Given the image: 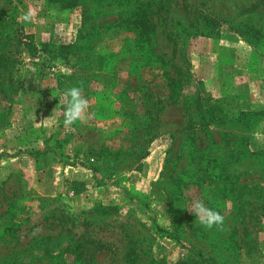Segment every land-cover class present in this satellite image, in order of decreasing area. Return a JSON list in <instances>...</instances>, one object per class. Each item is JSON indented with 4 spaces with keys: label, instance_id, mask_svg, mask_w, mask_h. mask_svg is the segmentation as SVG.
Returning a JSON list of instances; mask_svg holds the SVG:
<instances>
[{
    "label": "rangeland",
    "instance_id": "obj_1",
    "mask_svg": "<svg viewBox=\"0 0 264 264\" xmlns=\"http://www.w3.org/2000/svg\"><path fill=\"white\" fill-rule=\"evenodd\" d=\"M66 1L0 0V264H264V0Z\"/></svg>",
    "mask_w": 264,
    "mask_h": 264
},
{
    "label": "clouds",
    "instance_id": "obj_2",
    "mask_svg": "<svg viewBox=\"0 0 264 264\" xmlns=\"http://www.w3.org/2000/svg\"><path fill=\"white\" fill-rule=\"evenodd\" d=\"M34 15V12L30 9L27 13L23 14L20 19L29 22L34 19ZM60 102L63 104V125L66 129H71L78 121H86L89 100L83 95L82 87L74 86L66 89L60 97ZM52 119L53 116L51 115L43 119V122L48 123ZM188 211L192 213L199 224L206 229L211 230L215 227L218 230H223L225 216L219 211L209 208L203 199H193Z\"/></svg>",
    "mask_w": 264,
    "mask_h": 264
},
{
    "label": "trees",
    "instance_id": "obj_3",
    "mask_svg": "<svg viewBox=\"0 0 264 264\" xmlns=\"http://www.w3.org/2000/svg\"><path fill=\"white\" fill-rule=\"evenodd\" d=\"M46 1H47V3H50V4H57V6L60 8H65V7L69 6V3L66 0H46ZM136 10L137 9H135V8L130 9L129 11L126 12V15L119 16L118 19L116 20L115 25L121 26L130 32H134L135 39L142 41L145 37L144 35H146V33H148L149 30L151 29L152 23L149 21V18L144 16L143 13H142V15L138 16ZM40 49L48 53V51L46 49H44V48H40ZM260 84L264 85V79L262 81L260 80ZM263 88H264V86H263ZM236 95H238V94H236ZM262 112L263 111H261V110L250 109V111H248L247 114H249L250 117H252V118H250L252 122H258L260 120L259 116H261ZM71 254H72V249H71ZM77 255L78 254L76 253L74 258L79 259L80 257H78ZM63 259H64L63 256L60 255V258H59V260L61 261L60 264H64ZM80 261H81L80 264H87L85 259H81Z\"/></svg>",
    "mask_w": 264,
    "mask_h": 264
},
{
    "label": "built area",
    "instance_id": "obj_4",
    "mask_svg": "<svg viewBox=\"0 0 264 264\" xmlns=\"http://www.w3.org/2000/svg\"><path fill=\"white\" fill-rule=\"evenodd\" d=\"M30 61L38 67H44L49 74H52L56 71V65L50 59L48 53L41 50L40 48L36 49L35 53L31 55Z\"/></svg>",
    "mask_w": 264,
    "mask_h": 264
},
{
    "label": "crops",
    "instance_id": "obj_5",
    "mask_svg": "<svg viewBox=\"0 0 264 264\" xmlns=\"http://www.w3.org/2000/svg\"><path fill=\"white\" fill-rule=\"evenodd\" d=\"M234 69V67H232ZM243 90V89H242Z\"/></svg>",
    "mask_w": 264,
    "mask_h": 264
}]
</instances>
